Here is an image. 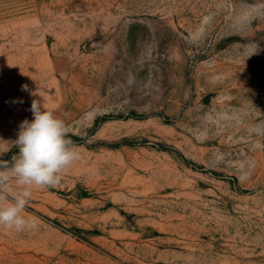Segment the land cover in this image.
Masks as SVG:
<instances>
[{"label": "rangeland", "instance_id": "rangeland-1", "mask_svg": "<svg viewBox=\"0 0 264 264\" xmlns=\"http://www.w3.org/2000/svg\"><path fill=\"white\" fill-rule=\"evenodd\" d=\"M33 99L81 159L0 264H264V0H0V160Z\"/></svg>", "mask_w": 264, "mask_h": 264}, {"label": "clouds", "instance_id": "clouds-1", "mask_svg": "<svg viewBox=\"0 0 264 264\" xmlns=\"http://www.w3.org/2000/svg\"><path fill=\"white\" fill-rule=\"evenodd\" d=\"M22 90L30 92L26 84ZM30 111L33 119L22 121L17 138L11 141L16 154L10 161L0 160V228L9 232L38 230V218L25 215L33 189L58 186L67 170L81 159L79 146L69 138L71 130L64 121L36 99Z\"/></svg>", "mask_w": 264, "mask_h": 264}]
</instances>
